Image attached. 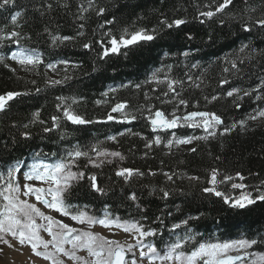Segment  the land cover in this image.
I'll use <instances>...</instances> for the list:
<instances>
[{"label": "trees", "instance_id": "trees-1", "mask_svg": "<svg viewBox=\"0 0 264 264\" xmlns=\"http://www.w3.org/2000/svg\"><path fill=\"white\" fill-rule=\"evenodd\" d=\"M221 3L94 0L90 7L88 0H15L0 8V36L20 33L19 45L4 40L0 46L4 57L0 95L22 94L0 112V173L5 180L7 169L17 162L21 171H27L33 163H55L76 148L88 152L91 159L96 156L93 148L118 152L120 156L100 167L86 157L76 162L72 170L85 175L73 182L66 199L73 212L83 210L97 218L108 215L155 229L156 235L145 243L157 249L189 236L194 239L185 243V252L199 243L246 239L257 241L246 249L249 257L264 255V200L257 199L264 195V122L249 119L264 111V27L256 24L264 19V0H232L211 18L201 15L215 12ZM101 7L105 12L97 15ZM16 13L20 15L13 25L11 17ZM177 19L185 23L167 26ZM141 30L154 39L103 54L111 48L112 37L119 40ZM54 37L70 39L53 42ZM21 50L42 61L30 65L28 76L7 66L12 53ZM47 70L57 73L61 83L49 84ZM229 91L233 96L227 95ZM119 103L126 107L111 112ZM64 108L90 123L72 124L64 117ZM157 110L169 119L193 111L215 113L223 123L212 129L215 137L196 139L195 151L181 150L173 146L177 139L208 133L181 120L171 132L154 130L149 120ZM53 117L59 118L55 125ZM233 124L234 129L220 135ZM121 169L136 171L125 179L117 175ZM213 169L218 172L215 187L230 198L229 203L204 191L212 187ZM92 175L103 194L92 189ZM225 176L233 179L220 183ZM232 183L245 187L233 189ZM242 193H250L255 202L233 206ZM177 224L180 227L173 228Z\"/></svg>", "mask_w": 264, "mask_h": 264}, {"label": "snow or ice", "instance_id": "snow-or-ice-1", "mask_svg": "<svg viewBox=\"0 0 264 264\" xmlns=\"http://www.w3.org/2000/svg\"><path fill=\"white\" fill-rule=\"evenodd\" d=\"M14 3L15 0H0V8L13 5ZM88 3L91 7L94 0H88ZM231 3L232 0H223V3L218 5L215 12H202L201 15L211 18L215 13L223 12ZM87 10L88 9L82 7V11ZM104 12L105 9L101 7L97 10V15H103ZM19 15L20 13H16L11 17L13 25L17 23V17ZM111 22L112 21H106V23ZM161 23L167 22L161 21ZM183 23H185L184 20L177 19L172 23H168L167 26L169 28L173 25L178 27ZM256 24L260 27H264V19H258ZM245 30H250V26L245 25ZM19 37L20 33L17 31H12L7 35L0 36V46H2L4 40H10L12 43L19 45ZM59 39L68 40L70 37H54L53 42ZM153 39L154 36L147 34V32L143 30L134 32L130 36H122L119 40L116 37H112L110 40L111 48H106L103 54L107 56L109 51L113 53L117 52L120 46L126 47L139 41H150ZM84 47L89 48L90 45L85 44ZM10 58L16 60L21 66H35L42 62L38 56L26 55L23 50L13 52ZM3 59L4 57L0 56V62H3ZM233 67H235V64H233ZM48 68L55 70V65L49 64ZM52 83L59 84L61 81H53ZM169 88L175 91V89L172 88V84H169ZM20 95L22 94L19 92H7L6 94L0 95V112L5 111L8 103ZM165 95H167V93H165ZM227 95L229 97L233 96V91H229ZM245 95H248V93L245 92ZM212 99L215 100L217 97L214 96ZM179 103L181 105L187 104L184 100H180ZM125 107L126 105L124 103H119L111 109V112H120ZM35 115L38 117L39 113ZM63 115L73 124L83 125L90 123V121H86L80 115L75 114L70 108H64ZM258 116L264 117V111L259 112ZM196 118H200V124L196 123ZM52 119L55 125V122L59 118L53 117ZM107 119L111 121L114 117L110 113ZM180 119V117H176L174 114L173 118H166L164 112L157 110L154 113V117L151 118V124L154 130L157 127L165 130L172 129L179 126L178 121ZM249 119L255 120L257 119V115H251ZM183 120L190 121L191 124L189 126L192 127L202 126L205 132L208 133V136L212 137L217 135L216 131L212 129H214L216 125L223 123L222 119L215 113L200 111L188 113L183 117ZM240 124L243 126L245 122L240 121ZM25 127H27V125H25ZM235 127L236 125L233 124L232 128H225L220 135L230 132ZM45 131H51V129L46 128ZM24 135L27 136L28 134L24 133ZM208 136L177 139L175 143L178 145H186L190 144L193 139H207ZM110 139L114 140L115 137H110ZM155 143H161L159 137H156ZM172 143L173 141H169V146H171ZM92 151L96 152L97 157L107 155L120 156L118 152L108 153L100 151L97 148H93ZM192 151H195V149H192ZM81 157L88 158L89 163L94 167H100L101 164L104 163L103 160L97 163L91 159L88 152L76 148L68 152L66 157L55 163H33L30 166V170L23 173L25 182L22 185L17 179V173L21 171L19 162L7 169L6 180L5 175L0 173V181H4V184L0 185V243L11 247L12 245L8 239V237H11L18 241L21 246L25 244L29 245L32 253L36 257L51 261V264H65V261L60 259L57 254H62L63 257L73 261L74 264H143L145 258L148 264H156V261H160V264H165V262H167V264H236L237 261L245 259L249 254L246 251L243 256L230 255V253L232 251L239 252L240 250L249 249L257 243L256 240L249 241L246 239L224 243H199L191 251L185 252L183 250L185 243L194 239V237L189 236L184 242L178 240L175 243H171L168 245L167 250L161 253L155 244L149 243L145 245L143 243L145 238L156 235L155 229L146 230L144 226L138 222H121L119 219L109 218L108 215H105L103 218H97L89 215L83 210L73 212L72 206L66 202V199L67 196L70 195L73 182L84 178V172L72 170ZM121 159H123V157H121ZM134 171L136 170L121 169L117 172V175L128 179L133 175ZM217 175V170L213 169L209 180L212 187H207L204 191L207 193H214L218 197H223L224 202L229 203L230 198L218 191L215 187L218 182ZM237 177L241 180L244 179L239 173H237ZM89 179L92 189L103 194L104 190L96 183V176L92 175ZM168 179H172V177L169 176ZM193 179L198 178L194 177ZM232 179L231 176H225L223 180L219 182L223 183L225 181H231ZM32 181H38L40 186L31 183ZM231 187L233 189H242L245 185L232 183ZM164 196L166 198L168 192H164ZM23 197H34L36 202H30L29 199ZM131 198L135 199V195L133 194ZM257 199L264 200V195L258 196ZM254 202L250 193H242L239 198L235 199L233 206L243 208ZM37 204H42L45 208L55 211L61 216L70 218L72 221L81 225L87 224L89 227H93L98 224L104 228L120 229L124 233L132 235L135 239V244L122 245L119 241L108 239L99 233L72 227L63 220L56 219L52 215L46 214ZM38 219L45 223H38ZM183 223L187 224V221ZM178 227H180L179 224L173 226V228ZM41 232L46 233L50 239H45L44 236L41 235ZM65 245H71V248H66ZM50 248L52 250H49ZM134 248H138L139 250L138 258L133 252ZM78 251H86L88 257L92 259L89 260L84 256L78 255ZM128 253H132V258L130 260L127 258ZM258 261L260 264H264V255H257V258L252 260L251 264H257Z\"/></svg>", "mask_w": 264, "mask_h": 264}, {"label": "rangeland", "instance_id": "rangeland-1", "mask_svg": "<svg viewBox=\"0 0 264 264\" xmlns=\"http://www.w3.org/2000/svg\"><path fill=\"white\" fill-rule=\"evenodd\" d=\"M7 66L18 75H23V74H26L27 76L30 75V72H29L30 65L21 66L16 60L11 59V60L7 61ZM47 74H48V83L49 84H54V83H52L53 81H58L57 80L58 79L57 73H55L51 70L50 71L47 70ZM252 121L255 123L264 122V117L258 116L257 119L252 120ZM197 122H199V124H200V118L196 119V123ZM190 124H191V122L188 121V125H190ZM190 127H192V126H190ZM202 129H203V131H205L204 128H202ZM206 135H207V133H206ZM195 143H196V139H193L190 144L178 145L174 142L173 146L178 148V149H181V150H191V149H193ZM111 159H112V156L107 155V156H101V157L95 156L92 160L99 163L101 160L109 161ZM17 179L21 183V185L25 182L23 179V174L17 175ZM31 183H34L35 185L40 186V183L38 181H32ZM23 198L29 199V201L33 202V203L36 202L34 197H23ZM37 206L40 207L41 210L44 211L46 214L52 215L56 219L63 220L65 223L70 224L72 227L82 229V230H86V231H92L94 233H99L108 239L119 241L122 245L135 244V239L133 238V236L130 234L124 233L120 229L104 228L98 224L93 226V227H89V225H87V224L81 225V224H78V223L72 221L70 218L61 216L59 213H56L55 211H52L50 209L45 208L42 204H37ZM37 222L38 223H45L44 221H40L39 219ZM41 235L44 236L45 239H50V237H48L46 235V233L41 232ZM8 239L12 245L11 247H9L8 245H5L3 243H0V264H51V261L36 257L32 253V251H30V252L25 251V249L31 250V247L29 245L25 244L24 246H21L18 243V241L12 239L11 237H8ZM143 243H144V241H143ZM65 247L71 248V245H65ZM49 250H52V249L50 248ZM145 250H146V248H145ZM166 250H167V247H164V248L160 249L159 251L161 253H163ZM245 251L246 250H240L239 252L232 251L230 253V255H241V256H243ZM133 252L135 253L136 257L138 258L139 257L138 248H134ZM77 254L80 256H84L89 260L92 259L91 257H88L86 251H78ZM57 255L60 259L65 261V264H74L73 261L69 260L66 257H63L62 254H57ZM127 258L130 260L132 258V253H128ZM256 258H257V256L256 257L247 256L245 259L237 262L236 264H251V261L256 259ZM143 264H148V261L146 258L143 260ZM156 264H160V261H156ZM165 264H167V262H165ZM257 264H260V262L258 261Z\"/></svg>", "mask_w": 264, "mask_h": 264}, {"label": "bare ground", "instance_id": "bare-ground-1", "mask_svg": "<svg viewBox=\"0 0 264 264\" xmlns=\"http://www.w3.org/2000/svg\"><path fill=\"white\" fill-rule=\"evenodd\" d=\"M22 170H26V169H22ZM27 171H29V170L27 169ZM27 171H20L19 173H17V175H19V174H23L24 172H27ZM25 251L30 252L31 250H28V249L26 250V249H25Z\"/></svg>", "mask_w": 264, "mask_h": 264}, {"label": "water", "instance_id": "water-1", "mask_svg": "<svg viewBox=\"0 0 264 264\" xmlns=\"http://www.w3.org/2000/svg\"><path fill=\"white\" fill-rule=\"evenodd\" d=\"M185 116H186V115H185ZM196 119H197V118H196ZM150 123H151V120H150ZM151 126L153 127V125H152V124H151ZM157 128H159V127H157ZM168 130H170V129H168ZM237 262H238V261H237ZM237 262H236V263H237Z\"/></svg>", "mask_w": 264, "mask_h": 264}]
</instances>
